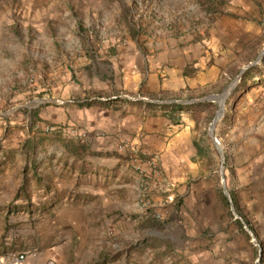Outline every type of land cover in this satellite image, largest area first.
<instances>
[{"label": "crops", "instance_id": "0c3cea01", "mask_svg": "<svg viewBox=\"0 0 264 264\" xmlns=\"http://www.w3.org/2000/svg\"><path fill=\"white\" fill-rule=\"evenodd\" d=\"M10 1L18 2L14 7L36 30L45 32L50 24L60 31L68 22L84 37L82 42L59 40L60 47L98 49L93 55L74 56V75L47 73L58 80L57 86L44 91L42 104L27 107L25 119L20 114L11 119L31 127L25 139L32 151L0 153V160L7 161L0 164V207L22 204L23 198L13 201L19 189L31 192L32 209L42 207L45 239L25 236V247H19L40 249L36 258H28L29 264H65L67 255L76 261L81 225H100L95 262L111 252L102 241L107 231L126 239L127 215L130 206H137L136 196L130 204V193L139 195L143 183L132 164L145 155L160 166L161 178L151 184L155 193L165 190L167 196H154V202L183 198L185 207L191 203L201 209L216 201V171L202 154L205 138L199 140L195 133L215 106L206 98L223 92L239 65L241 71L253 63L243 59L246 47L263 34L264 0H234L211 24L171 32L150 25L135 39L113 35L114 7L122 12L127 0H117L119 5L114 0H0V9L10 8ZM70 98L77 102L55 103ZM231 100L233 124L223 136L229 147L227 167L249 189L264 187V71L252 75ZM168 103L192 106L169 116L159 108ZM33 212H21L19 220L39 218ZM7 213L1 208L0 218ZM13 236L8 234L3 244L0 239V254L16 243Z\"/></svg>", "mask_w": 264, "mask_h": 264}, {"label": "rangeland", "instance_id": "374dc122", "mask_svg": "<svg viewBox=\"0 0 264 264\" xmlns=\"http://www.w3.org/2000/svg\"><path fill=\"white\" fill-rule=\"evenodd\" d=\"M232 1L234 0L123 1L126 6L122 12H118L117 7H114L113 35L121 36L122 39L128 37L135 39L142 33L140 29L150 25L171 32L173 29L183 30L194 25L211 24L216 16L228 10ZM9 3L10 8L0 9L1 157H5V153L10 151H32L31 143L25 139L28 132H31V127L26 128L24 121L12 122L11 119L16 114L25 119L27 107L37 102L42 104L44 91L57 86L58 80L55 77H47L46 74L63 70L64 73L61 75H74L73 70L76 69L73 63L74 56L93 55V52L98 50L76 45L60 47L57 43L59 40L79 39L82 42L84 37H80L75 31L77 28H73L68 22L61 26L63 30L60 31L53 29L50 24L46 26L48 29L45 32L36 30V26L26 25L28 17L14 7L18 2ZM114 3L119 5L117 0H114ZM136 9L144 10L137 15L134 12ZM262 27L264 30V26ZM262 40L264 31L260 39L245 49L243 61L252 59L256 62L251 66L253 69L248 68L240 77L241 65L237 70H232L231 76H236V85L225 99L222 116L212 129L214 137L219 141L218 145L222 148V156L209 134L210 125L220 106L215 98L211 99L215 102L213 111L206 112L201 126L195 133L199 140L205 138L201 143L202 154L207 158L208 165L216 171V201H209L208 207L201 209L194 208L191 203L185 207L183 198H176L173 201L166 198L161 202L159 200L154 202L153 199L157 196H166V191L155 193L156 188L151 184L157 180L146 181L141 177L143 183L139 195L130 193L132 199L130 204L135 202L137 206H130L127 215L129 219L127 222L130 225L127 229L129 232L127 238H121L114 232L109 234L107 231V235L102 236V241L109 244L111 252L104 259L95 262V242L99 240L96 229H99L100 225H81V255L76 261L72 255H67L65 264H121L122 261L123 264H264V187L256 186L249 189L248 185L241 183L242 177L227 167L229 147L223 138L233 124L234 110L231 99L234 94L247 87L252 75L264 71ZM260 55L261 59L258 60ZM229 84L227 82L226 87ZM221 93L222 91L217 95ZM29 117L31 118V114ZM40 143L39 138L36 144ZM6 162L0 160L2 165ZM132 170L134 171L133 168ZM30 194L27 189H19L14 193L13 201L23 198L25 202L0 207V210L2 208V211H8L0 218L2 244L10 233L14 235L13 240L16 241L8 251L34 250L19 249L25 247V241H28L25 236L32 237L33 240L37 238L39 242L46 236L41 232L43 228L45 229V223H42L41 218L42 207L31 208ZM133 196H136L134 202ZM184 208L185 212L182 213ZM32 211L39 215V218L29 217L25 222L19 220L21 212ZM37 211H40L39 214ZM10 215L11 218H8ZM136 234L139 239L136 238ZM76 244L77 242L69 248L70 253L75 250ZM90 245L93 247L89 249ZM36 250L40 252V249ZM8 251L3 250L0 256ZM86 252H88L86 260L83 259L81 263L80 260Z\"/></svg>", "mask_w": 264, "mask_h": 264}, {"label": "built area", "instance_id": "2783aa9c", "mask_svg": "<svg viewBox=\"0 0 264 264\" xmlns=\"http://www.w3.org/2000/svg\"><path fill=\"white\" fill-rule=\"evenodd\" d=\"M126 98L140 100L139 97L130 98L126 96ZM141 100L143 101L142 98ZM76 102L77 101L75 99H71V98L66 100L55 101V103L58 105L75 104ZM216 142L219 143L217 139ZM132 168L138 175H140V177H142L146 181L157 180L160 177V166L158 164L157 159L152 156L145 155L143 159H140L137 162L135 161L132 164ZM37 256H38V251L36 249L23 251V252L8 251L0 256V264H29L28 258L29 257L36 258ZM48 264H53V262L50 261Z\"/></svg>", "mask_w": 264, "mask_h": 264}, {"label": "water", "instance_id": "95a60500", "mask_svg": "<svg viewBox=\"0 0 264 264\" xmlns=\"http://www.w3.org/2000/svg\"><path fill=\"white\" fill-rule=\"evenodd\" d=\"M264 54V49L261 53V55ZM261 55L259 56L258 60L261 59ZM256 62H253V63H250L248 64L247 66L243 67L240 71V74H239V77L248 69L250 68L251 66L255 65ZM236 82L237 80H234L233 82H231L225 89L224 91L220 94V95H216V96H210L208 98H206V100H211L212 98H215L217 101H219L220 103V106H219V111L216 115V117L214 118L212 124L210 125V129H209V134L213 140V142L217 145L218 149H219V152L222 156V148L218 145V143L216 142V138L214 137L213 135V132H212V129H213V126L214 124L217 122V120L222 116V113H223V108H224V102H225V99L227 98V96L230 94V92L234 89L235 85H236ZM223 158V157H222Z\"/></svg>", "mask_w": 264, "mask_h": 264}, {"label": "trees", "instance_id": "16d2710c", "mask_svg": "<svg viewBox=\"0 0 264 264\" xmlns=\"http://www.w3.org/2000/svg\"><path fill=\"white\" fill-rule=\"evenodd\" d=\"M251 69H253V67L249 68L248 70H251ZM200 105H201L200 103L199 104H194V106H200ZM191 106L192 105H180V104H176V103H168V104H161V105H159V108L161 110L167 111L169 113V116H170L175 111L176 112L177 111H181V110L186 109V108L191 107ZM172 120H174V119H172Z\"/></svg>", "mask_w": 264, "mask_h": 264}]
</instances>
